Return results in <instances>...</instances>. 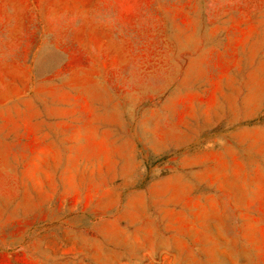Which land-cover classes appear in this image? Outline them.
Returning <instances> with one entry per match:
<instances>
[{"label": "rangeland", "instance_id": "374dc122", "mask_svg": "<svg viewBox=\"0 0 264 264\" xmlns=\"http://www.w3.org/2000/svg\"><path fill=\"white\" fill-rule=\"evenodd\" d=\"M0 264H264V0H0Z\"/></svg>", "mask_w": 264, "mask_h": 264}]
</instances>
